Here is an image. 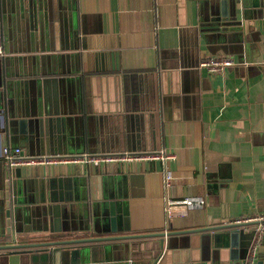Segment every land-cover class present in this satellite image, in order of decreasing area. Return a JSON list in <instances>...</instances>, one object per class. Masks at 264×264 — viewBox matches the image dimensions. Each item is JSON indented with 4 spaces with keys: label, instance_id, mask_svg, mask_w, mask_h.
<instances>
[{
    "label": "crops",
    "instance_id": "crops-1",
    "mask_svg": "<svg viewBox=\"0 0 264 264\" xmlns=\"http://www.w3.org/2000/svg\"><path fill=\"white\" fill-rule=\"evenodd\" d=\"M222 1L230 12L237 7L228 20L241 23V35L235 38L225 30L224 39L208 41L198 35L197 47V28L211 16L209 4L199 8L197 0H23V16L20 0H0V243L6 239L1 193L10 179L2 159L5 145L29 154H55L77 153L83 142L89 152L163 149L172 155L164 161L20 166L28 182L17 191L19 198H27L33 187L39 190L41 179L45 184L52 176L62 179L51 190L72 197L58 206L72 210L65 228L73 226L75 236L158 232L171 225L264 216V0ZM207 55L230 56L234 64L222 72L199 68ZM47 75L61 80L56 89L60 109L67 108L64 115L84 118L83 141L76 119L57 127L68 151L40 152L38 138L40 130L45 138L46 123L39 129L38 117L24 116L26 109L35 113L36 97L42 96L36 81ZM94 115L105 117L101 134L93 128ZM89 138L96 139L90 147ZM164 169L172 174L168 187ZM67 178L77 181L70 182L68 191ZM193 195L204 199L201 207L168 216V199ZM85 202L94 215L88 229L79 230ZM21 208L23 215L25 205ZM121 220L127 230L118 229ZM113 243L114 250L123 246L128 262L136 264H224L245 259L250 249L243 258H231L229 246L215 251L211 241L207 259H201L196 235L188 247L161 251L157 237ZM79 258L69 251L58 259L0 253V264H82ZM255 264H264V232Z\"/></svg>",
    "mask_w": 264,
    "mask_h": 264
},
{
    "label": "water",
    "instance_id": "water-1",
    "mask_svg": "<svg viewBox=\"0 0 264 264\" xmlns=\"http://www.w3.org/2000/svg\"><path fill=\"white\" fill-rule=\"evenodd\" d=\"M195 1L196 0H192ZM198 7L202 8L206 4H209L210 9V19L206 23H202L201 28H197V36L195 38L196 46L198 47V38L200 35L204 40L208 41L216 37L224 39L225 30H232L233 35L237 38L241 35L242 25L240 22L235 20H228L229 14L232 13V9L237 8L232 7L231 12L228 11L229 5L222 0H197ZM23 0L19 3V13L23 16ZM46 19V17H44ZM240 39V38H239ZM42 47V46H41ZM47 47V46H46ZM1 70V65H0ZM35 74H37L35 72ZM125 80L126 76H120ZM37 86L41 89L42 96L36 97L35 101V113H31L30 109H26L24 116L31 117L33 114L38 119H34L35 124H38L39 129L42 128V123H46V134L43 137L44 132L40 130L39 151L44 152L45 150L61 149L62 151H68V143L66 141V136L62 131L59 133L57 127L64 126L65 122L70 119H76L80 124V140L83 141V116L82 115H64L67 114V108L63 110L59 107V97L57 93L58 82H61L58 76H42L38 78ZM2 74L0 73V86L3 84ZM37 88V87H36ZM37 88V91H38ZM120 89V88H119ZM0 98H2V91H0ZM2 104L0 102V108ZM64 115V116H62ZM45 117V118H43ZM92 117H95L92 116ZM104 116H96L93 123V128L98 129V133H102L104 127ZM92 119L90 116H86L87 124H91ZM33 121V120H29ZM88 126V125H87ZM5 129L4 126L1 127V131ZM63 129V127H62ZM98 134V135H99ZM77 136V138H78ZM96 141V139H95ZM92 138L88 139L89 143L95 142ZM44 143L48 146H41ZM84 143L82 142L79 148H76L77 153L83 152ZM10 179L7 182V188L5 192L1 193L4 196V206L6 215V229L4 231L5 240L0 243V253H19L23 258L44 257L47 258L49 255H53L54 259L60 258L62 252L69 251L72 255L74 252L80 256V262L82 264H136L134 262H128V258L124 256L125 249L123 246H117L118 249H113L114 240H131L136 238L144 237H157L158 238V248L161 251L164 247L169 249H175L178 246L188 247L190 245V240L193 236H197L200 240V245L202 247V257L201 259H207L206 248L210 249L211 241L215 251L219 249V246L227 245L229 246V252L231 258H243L248 253V249L253 241L255 230V225L262 221L249 220L240 222H222L219 224H212L210 220L206 221L205 225L197 227H184V228H174L172 225L169 229H165L158 232H141V233H124L120 235H109V236H75L74 228L70 225V228H65L66 220H68L71 213V209L58 206L59 202H66L72 200V197L68 192L64 195H58L51 188H54V183L56 181L62 182V179L55 177H50L47 184L41 179L38 188H32L33 193L29 194L26 198L16 197L17 191H20L22 184L24 185L26 180H23L21 174V168L15 167L9 169ZM13 178V179H12ZM22 179V180H21ZM58 179V180H57ZM46 182V181H45ZM76 184V179H66V190L70 189V185ZM30 186V185H29ZM48 186V187H47ZM31 190V187H30ZM117 200L116 204H119ZM86 203V202H85ZM84 203V214L81 217L84 218V222L80 224L79 230H87L89 227V219L92 214L91 208L88 209V203L85 206ZM25 205L23 208L21 206ZM39 204V206H38ZM120 211V219L124 216V208L122 203ZM93 206V205H92ZM16 209L21 212V217L16 218ZM86 218L88 222H86ZM119 218V217H118ZM251 225L252 228L249 231H245L244 227ZM119 230H127L128 227L124 225V220L119 221ZM179 241V243H178ZM157 242V241H156ZM239 244L241 248L239 250L231 247L232 245ZM125 245V244H121ZM74 250V251H73ZM204 252V254H203ZM80 264V263H79Z\"/></svg>",
    "mask_w": 264,
    "mask_h": 264
},
{
    "label": "built area",
    "instance_id": "built-area-1",
    "mask_svg": "<svg viewBox=\"0 0 264 264\" xmlns=\"http://www.w3.org/2000/svg\"><path fill=\"white\" fill-rule=\"evenodd\" d=\"M234 64V60L230 56L207 55L200 58L198 67L205 68L210 72H222L228 66ZM172 157L171 154L163 149L155 150H119V151H103L89 152L83 151L79 153H55V154H29L20 147H10L5 145L2 149V159L4 164L9 168L20 167L22 165H39V164H101L110 162H132L149 159L165 160ZM163 181L166 187L171 185L172 174L170 170L164 169ZM204 199L201 196H186L180 200H167L166 213L169 217L184 216L189 210L201 207ZM257 220L255 227V238L252 242L249 253L245 259L231 260L224 264H255L257 248L259 240L264 232V216L250 215L244 218H238L235 222ZM153 264H159V260H155Z\"/></svg>",
    "mask_w": 264,
    "mask_h": 264
}]
</instances>
